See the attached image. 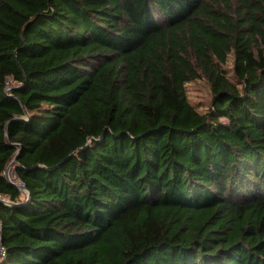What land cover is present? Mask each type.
Masks as SVG:
<instances>
[{"label": "trees", "instance_id": "trees-1", "mask_svg": "<svg viewBox=\"0 0 264 264\" xmlns=\"http://www.w3.org/2000/svg\"><path fill=\"white\" fill-rule=\"evenodd\" d=\"M0 195V264H264V0H0Z\"/></svg>", "mask_w": 264, "mask_h": 264}, {"label": "rangeland", "instance_id": "rangeland-1", "mask_svg": "<svg viewBox=\"0 0 264 264\" xmlns=\"http://www.w3.org/2000/svg\"><path fill=\"white\" fill-rule=\"evenodd\" d=\"M223 70L226 73L227 77L233 81L236 82L235 76H234V57L232 55H229L228 62L225 66H223ZM187 94L190 103L201 113H206L210 107L211 104V87L209 82L201 77L194 81H191L187 84ZM223 123H228L227 120L222 119ZM15 166H13L10 170L9 176L12 180H15V174H14ZM16 183L19 185H22L21 182L16 179Z\"/></svg>", "mask_w": 264, "mask_h": 264}, {"label": "built area", "instance_id": "built-area-1", "mask_svg": "<svg viewBox=\"0 0 264 264\" xmlns=\"http://www.w3.org/2000/svg\"><path fill=\"white\" fill-rule=\"evenodd\" d=\"M18 84L12 79V78H9L6 82V91L8 93H10L13 88L15 86H17ZM4 202V203H7L9 204L10 203V200L8 198H5L3 195H0V202ZM1 228H2V223H1V219H0V231H1ZM6 254V249L5 247L0 243V260L5 256Z\"/></svg>", "mask_w": 264, "mask_h": 264}, {"label": "water", "instance_id": "water-1", "mask_svg": "<svg viewBox=\"0 0 264 264\" xmlns=\"http://www.w3.org/2000/svg\"><path fill=\"white\" fill-rule=\"evenodd\" d=\"M16 161L17 159L14 158L11 163L9 164V166L7 167L6 171H5V177L7 178V180H9L10 182H12L18 189H20L21 191L25 192L27 194V197L30 198V193H29V190L24 186V185H19L18 183L16 182H13V180L10 178L9 176V173H10V170L13 166H15L16 164ZM45 168V167H43ZM47 169V168H45ZM10 204H13V203H10Z\"/></svg>", "mask_w": 264, "mask_h": 264}]
</instances>
